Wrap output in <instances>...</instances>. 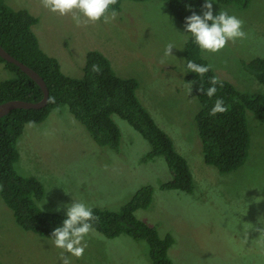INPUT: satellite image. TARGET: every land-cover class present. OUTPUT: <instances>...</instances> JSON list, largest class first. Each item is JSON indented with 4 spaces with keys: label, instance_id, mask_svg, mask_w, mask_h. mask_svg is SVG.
Wrapping results in <instances>:
<instances>
[{
    "label": "rangeland",
    "instance_id": "rangeland-1",
    "mask_svg": "<svg viewBox=\"0 0 264 264\" xmlns=\"http://www.w3.org/2000/svg\"><path fill=\"white\" fill-rule=\"evenodd\" d=\"M13 10L37 19L32 27L40 49L54 58L61 72L80 79L89 52L106 57L114 73L138 83L136 96L156 125L172 140L192 174L194 190H162L172 176L163 157L145 160L148 142L126 121L113 120L120 130L117 150L98 146L69 109L53 108L44 121L26 124L16 148L14 170L34 177L43 187L38 207L66 215L67 206L82 201L91 208L118 212L143 187L153 189L147 209L136 219L154 227L158 236L173 238L167 256L172 264H264V245L254 229L264 225V124L246 113L249 151L244 164L228 174L206 165L195 116L198 99L185 81V48L189 35L162 0H122L115 20L103 18L77 27L70 15L43 8L39 0H4ZM213 15L227 11L243 21V39L228 41L218 52L201 50L215 76L239 92L264 93L248 65L264 60V0L244 9L218 5ZM187 36V42H185ZM175 47L165 57V45ZM163 60V63L161 62ZM13 77L0 62V83ZM59 208V211H57ZM251 225L253 228H251ZM248 231L247 240L244 234ZM80 258L71 264H152L145 240L126 235L107 238L93 230ZM63 249L52 238L23 230L0 192V264H61Z\"/></svg>",
    "mask_w": 264,
    "mask_h": 264
},
{
    "label": "trees",
    "instance_id": "trees-1",
    "mask_svg": "<svg viewBox=\"0 0 264 264\" xmlns=\"http://www.w3.org/2000/svg\"><path fill=\"white\" fill-rule=\"evenodd\" d=\"M121 1L117 0L111 8L118 11ZM162 1L168 4V10L183 25L185 17L191 15L192 11L202 14L204 0ZM214 1L225 7L233 5L244 9L251 0ZM36 24L37 19L26 10H13L4 0H0V46L16 60L34 70L46 84L48 99L55 98V103L48 102L39 110L17 109L0 118V192L17 224L25 231L51 238L53 229L62 226V220L66 218V215L47 212L38 207L37 202L43 195L41 183L34 177L20 176L13 168L19 157L15 144L24 126L30 122L41 123L51 109L64 106L87 129L98 146L111 150H117L120 143V130L113 117L126 121L150 146L145 160L164 158L172 179L161 185V189L191 194L194 183L189 166L176 152L172 140L156 125L137 99L136 80L118 77L108 59L96 51L87 54L80 79L65 76L58 62L40 49L32 32V27ZM189 39L185 48V68L188 60L209 66L191 35ZM0 62L13 74L11 79L0 83V104L13 100L36 103L42 99L43 94L33 80L13 64L1 58ZM93 64H98L101 71L93 72ZM246 66L254 74V78L264 84V60L256 58ZM186 72L185 81L188 85L193 84L191 93L200 103L195 121L204 162L215 167L220 174L231 173L244 164L248 155L250 137L246 113L251 112L258 122L264 124V93H242L231 83L218 79L221 83L216 85L217 92L209 98L198 89L202 85L206 91L211 86L210 79L216 77L213 70L210 68L204 76L187 69ZM221 98L228 111L209 115L215 100ZM152 193L153 189L149 186L141 188L118 212L93 207V215L97 219L91 223L93 230L107 238L126 235L136 241L145 240L150 248L152 264H172L167 252L174 243L173 238L166 236L161 239L154 227L147 226L134 216L136 210L148 208Z\"/></svg>",
    "mask_w": 264,
    "mask_h": 264
},
{
    "label": "clouds",
    "instance_id": "clouds-1",
    "mask_svg": "<svg viewBox=\"0 0 264 264\" xmlns=\"http://www.w3.org/2000/svg\"><path fill=\"white\" fill-rule=\"evenodd\" d=\"M41 6L52 13L60 16L70 15L72 21L77 27L87 26L90 23H96L103 18L104 23H109L116 19L117 12L111 6L117 3V0H39ZM213 0H204L202 5V14L198 15L195 11L185 17L184 33L190 34L193 42L206 52H218L223 49L228 41L243 39L246 33L242 30L243 21L234 15H229L227 11H219L217 15H213ZM190 7V6H189ZM111 9V11H110ZM191 10V8H190ZM185 36V42H187ZM175 45L171 42L165 45L164 56H172L171 50ZM163 63V60L161 61ZM209 66H204L188 60L186 63L187 71L194 72L200 76H204L209 70ZM93 72H100L98 64L92 65ZM210 87L205 91L201 85L198 91L203 92L209 98H212L216 92V85L221 83L218 78L212 77L209 81ZM192 85H188V93L192 90ZM222 86V84H221ZM49 103H55V98L50 97ZM228 111L224 105L223 99H216L214 106L211 108L209 115L217 113H225ZM31 122H30V125ZM264 197H255L254 200L260 201ZM59 211V208H57ZM97 217L93 215L92 208L84 202H74L67 206L66 218L62 220V226H57L51 233V238L55 247L63 249L59 259L61 264H71L69 256L80 258L83 256L87 247L84 241L91 231L93 225L91 221H95ZM251 228L253 226L251 225ZM261 237L260 243L264 245V225L254 229ZM248 231L244 234V239L247 240Z\"/></svg>",
    "mask_w": 264,
    "mask_h": 264
},
{
    "label": "water",
    "instance_id": "water-1",
    "mask_svg": "<svg viewBox=\"0 0 264 264\" xmlns=\"http://www.w3.org/2000/svg\"><path fill=\"white\" fill-rule=\"evenodd\" d=\"M0 58L3 61L18 67L26 76H28L31 80H33L37 84V86L40 88L43 94L42 99L36 103L13 100L0 104V118L6 116L9 112L17 109L39 110L41 108H44L48 103V97H49V92L44 80L34 70H32L28 66L24 65L23 63L12 57L1 46H0Z\"/></svg>",
    "mask_w": 264,
    "mask_h": 264
}]
</instances>
